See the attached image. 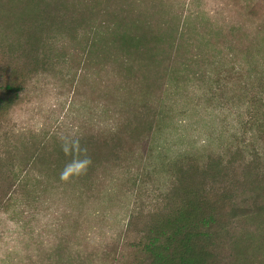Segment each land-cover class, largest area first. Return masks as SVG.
I'll list each match as a JSON object with an SVG mask.
<instances>
[{
  "label": "rangeland",
  "instance_id": "rangeland-1",
  "mask_svg": "<svg viewBox=\"0 0 264 264\" xmlns=\"http://www.w3.org/2000/svg\"><path fill=\"white\" fill-rule=\"evenodd\" d=\"M34 2L0 0V264H136L126 227L177 163L264 153V0ZM63 6L75 35L37 19ZM63 138L92 161L67 181Z\"/></svg>",
  "mask_w": 264,
  "mask_h": 264
},
{
  "label": "trees",
  "instance_id": "trees-1",
  "mask_svg": "<svg viewBox=\"0 0 264 264\" xmlns=\"http://www.w3.org/2000/svg\"><path fill=\"white\" fill-rule=\"evenodd\" d=\"M95 1L104 8L106 3ZM39 4L35 0L33 8ZM74 4L68 3L77 10ZM44 9L37 19L57 22L59 34L62 29L76 34V15L70 23L64 6L58 15ZM38 42L33 34V51ZM14 78L7 70L0 73V108L10 106L20 91ZM236 154L227 159L214 153L204 162L187 158L175 165L174 181L152 203L138 206L126 227L140 232L132 241L140 254L136 264H264V153L252 147Z\"/></svg>",
  "mask_w": 264,
  "mask_h": 264
},
{
  "label": "clouds",
  "instance_id": "clouds-1",
  "mask_svg": "<svg viewBox=\"0 0 264 264\" xmlns=\"http://www.w3.org/2000/svg\"><path fill=\"white\" fill-rule=\"evenodd\" d=\"M61 150L66 156H72L70 162L66 163L62 172L60 173V179L67 181L70 177L82 175L87 171L92 161L89 157L84 155L82 158L75 156L77 152H84L85 150L80 147L78 139L63 138L61 144Z\"/></svg>",
  "mask_w": 264,
  "mask_h": 264
}]
</instances>
